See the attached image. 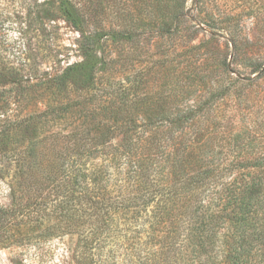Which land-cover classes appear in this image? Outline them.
I'll list each match as a JSON object with an SVG mask.
<instances>
[{"label": "rangeland", "instance_id": "1", "mask_svg": "<svg viewBox=\"0 0 264 264\" xmlns=\"http://www.w3.org/2000/svg\"><path fill=\"white\" fill-rule=\"evenodd\" d=\"M70 1L81 28L63 16L58 0H0V109L18 120L37 112L24 126L29 134L0 146V205L13 202L19 159L30 145L58 140L61 150L70 133L109 125L106 89L119 93L118 101L157 96L175 112L170 122H181L163 128H171L182 151L201 148L211 166L232 170L220 185L264 179V159L255 163L264 157V0ZM160 22H174L173 35L153 28ZM91 35L97 45L89 63L101 59L94 78L56 86V77L84 61ZM60 105L68 111L52 113ZM147 117L120 119L137 121L149 138ZM10 228L0 237V264H74L76 237L50 234L33 217L15 218Z\"/></svg>", "mask_w": 264, "mask_h": 264}, {"label": "trees", "instance_id": "2", "mask_svg": "<svg viewBox=\"0 0 264 264\" xmlns=\"http://www.w3.org/2000/svg\"><path fill=\"white\" fill-rule=\"evenodd\" d=\"M58 5L63 16L81 28L72 2L58 0ZM173 26L160 22L153 28L173 35ZM86 40L92 42L86 58L56 77V86L74 77L94 78L93 68L101 59L89 63L97 43L92 35ZM102 94L108 126L70 133L63 137L68 145L61 150L54 145L57 140L32 144L22 153L18 183L11 187L13 202L0 205V237L10 232L15 218L33 217L50 234L76 237L74 264H264L261 175L220 185L223 173L232 170L211 166L201 148L182 151L179 140L170 136L181 122H170L167 116L175 112L157 96L142 101L129 95L118 101L119 93L106 89ZM1 110L0 118H7L0 119V146L11 135L30 133L24 126L37 112L18 120ZM67 111L60 105L52 113ZM141 113L149 116L142 125L154 131L150 139L137 121L120 119ZM88 139L94 142L91 146L84 143ZM100 160V166L88 167ZM238 172L246 177L245 170Z\"/></svg>", "mask_w": 264, "mask_h": 264}]
</instances>
